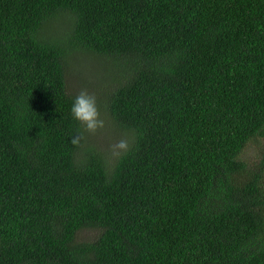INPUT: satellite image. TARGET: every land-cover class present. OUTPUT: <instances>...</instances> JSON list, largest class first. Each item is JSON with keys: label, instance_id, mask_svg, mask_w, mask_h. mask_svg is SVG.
<instances>
[{"label": "trees", "instance_id": "1", "mask_svg": "<svg viewBox=\"0 0 264 264\" xmlns=\"http://www.w3.org/2000/svg\"><path fill=\"white\" fill-rule=\"evenodd\" d=\"M77 60L113 157L71 113ZM261 139L264 0H0V264H264Z\"/></svg>", "mask_w": 264, "mask_h": 264}, {"label": "rangeland", "instance_id": "2", "mask_svg": "<svg viewBox=\"0 0 264 264\" xmlns=\"http://www.w3.org/2000/svg\"><path fill=\"white\" fill-rule=\"evenodd\" d=\"M67 21L68 16H59L53 22H51L45 29V33L49 36L59 35L63 36V32L67 29ZM77 62H82V65L77 64L78 67L75 76H73V86L74 89H77V92L80 93L81 90H87L90 94L95 95L97 100V108L99 112V119L103 121V126L97 128L96 131H89L87 129V133L89 138L93 143H95L98 148L103 150L104 152H108L109 156L113 157L117 153H120L122 149L119 147L121 142H124L123 136L114 129V126L111 123L109 116L106 114L105 105L100 104L98 102L99 99L103 98V90L104 85L109 81L102 77L100 71V65H92L90 66L91 60H77ZM89 66V68H85ZM82 75V81H78L77 77ZM101 75V77H100ZM108 84V83H107ZM80 90V91H79ZM247 157L251 160V162H257L261 159H264V139L259 140L257 143H253L249 146L247 150ZM110 161V159H109ZM108 161V164L110 162ZM85 234L92 236L94 231L85 230Z\"/></svg>", "mask_w": 264, "mask_h": 264}, {"label": "clouds", "instance_id": "3", "mask_svg": "<svg viewBox=\"0 0 264 264\" xmlns=\"http://www.w3.org/2000/svg\"><path fill=\"white\" fill-rule=\"evenodd\" d=\"M71 113L73 117L81 121L89 131H96L97 128L103 126V121L99 119L97 108V100L95 95L90 94L86 89L81 90L76 95L71 104ZM76 143V140H73ZM119 147H126L124 142H121Z\"/></svg>", "mask_w": 264, "mask_h": 264}]
</instances>
